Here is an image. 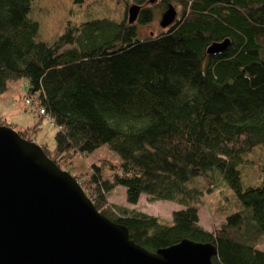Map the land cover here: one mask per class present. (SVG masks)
Returning a JSON list of instances; mask_svg holds the SVG:
<instances>
[{"label": "trees", "instance_id": "trees-1", "mask_svg": "<svg viewBox=\"0 0 264 264\" xmlns=\"http://www.w3.org/2000/svg\"><path fill=\"white\" fill-rule=\"evenodd\" d=\"M117 1L110 0L113 13L68 20L48 45L37 40L39 24L29 18L34 0H0V95L11 82L25 81L27 105L44 114L17 133L37 144L33 137L47 117L56 127L53 148L37 145L67 171L78 155L102 146L116 152L118 160L91 164L85 177L71 175L96 210L147 251L188 239L216 248L212 264H264L257 248L264 235V161L254 157L264 150V0H162L160 11L171 5L179 14L144 38L126 22L129 0ZM151 14L142 10L137 22ZM225 39L223 52L206 54ZM0 124L15 129L1 116ZM249 165L258 175L243 186ZM196 178L206 192L221 181L235 198V210L211 231L199 224L203 192L187 185ZM117 186L128 204L145 194L182 208L167 222L111 206L107 198Z\"/></svg>", "mask_w": 264, "mask_h": 264}, {"label": "water", "instance_id": "water-1", "mask_svg": "<svg viewBox=\"0 0 264 264\" xmlns=\"http://www.w3.org/2000/svg\"><path fill=\"white\" fill-rule=\"evenodd\" d=\"M140 6L127 8L133 24ZM176 19L168 5L159 26ZM228 39L206 54L223 52ZM216 248L183 239L147 251L128 229L100 214L79 183L33 141L0 124V264H212Z\"/></svg>", "mask_w": 264, "mask_h": 264}, {"label": "rangeland", "instance_id": "rangeland-1", "mask_svg": "<svg viewBox=\"0 0 264 264\" xmlns=\"http://www.w3.org/2000/svg\"><path fill=\"white\" fill-rule=\"evenodd\" d=\"M104 1L107 3L106 5L101 3L98 7H95L94 4L89 5L86 0H34L31 5L29 18L37 21L39 24L37 40L49 45L63 33L68 20L78 22L79 20L87 18L88 14H100L103 9L108 13H113V6L110 0ZM130 1L131 0L128 2L127 8L135 4ZM160 1L162 0H158V2H151L148 0L141 4L137 3V5H140L141 10H152V18L150 21L146 22V24H139L134 21L138 37H148L150 33L151 36H156L165 30L159 26V21L163 12V10L160 11L158 9ZM120 12L121 11L114 13L113 16L119 18ZM22 85H24V88ZM25 95V81L11 82L7 90L0 95V116L3 117L7 123L15 126L14 130L16 132L26 126L37 123L39 121V116L44 115L42 112H37L38 110L34 104L27 105L28 102L25 101ZM55 133L56 127L44 116L39 126V132L35 134L33 138L37 144L44 143L49 149H52ZM254 157H262L264 161V150L256 151ZM102 159L116 161L118 160V155L116 152L102 146L89 154L74 157L73 164L70 165L69 171H64L68 172L70 175H76L77 179H80L85 177V174H89L91 164L97 163ZM254 169L256 168L251 165L243 169V186H251V184H254V174L256 173L255 171V173L252 172ZM187 185L196 187L199 191L201 190L203 192L196 207L199 224L204 230L211 231L218 228L224 221L225 216L235 210L236 203L234 195L230 188L222 184L221 181L215 183V185L212 186L213 188L208 190L210 192H206V183L201 178H196L194 181L187 183ZM107 202L111 206L124 207L128 210L138 211L167 222L171 221V215L174 211L182 208L181 205L174 201H150L149 197L145 194L140 195L136 204H128L125 199V188L123 186H117L107 198ZM259 241V246L257 248L264 251V235Z\"/></svg>", "mask_w": 264, "mask_h": 264}, {"label": "flooded vegetation", "instance_id": "flooded-vegetation-1", "mask_svg": "<svg viewBox=\"0 0 264 264\" xmlns=\"http://www.w3.org/2000/svg\"><path fill=\"white\" fill-rule=\"evenodd\" d=\"M139 6H140V5H139ZM143 10H144V9H143ZM146 10H148V9H146ZM149 10H151V9H149ZM141 12H142V10H141V7H140V10H139V12H138L137 18H136V20H135L136 23H138V22H137V19H138L139 15L141 14ZM151 12H152V10H151ZM178 14H179V12L176 11V16H177ZM151 15H152V14H151ZM151 18H152V17H151ZM149 21H150V20H149ZM147 22H148V21H147ZM144 24H146V22H145ZM133 25L136 26V24H134V23H133ZM149 35L151 36V33H150Z\"/></svg>", "mask_w": 264, "mask_h": 264}, {"label": "bare ground", "instance_id": "bare-ground-1", "mask_svg": "<svg viewBox=\"0 0 264 264\" xmlns=\"http://www.w3.org/2000/svg\"><path fill=\"white\" fill-rule=\"evenodd\" d=\"M150 1H151V2H154V0H150ZM136 5H137V4H136ZM166 8H167V7H166ZM164 10H165V9H164ZM164 10H163V11H164ZM175 10H176V9H175Z\"/></svg>", "mask_w": 264, "mask_h": 264}, {"label": "built area", "instance_id": "built-area-1", "mask_svg": "<svg viewBox=\"0 0 264 264\" xmlns=\"http://www.w3.org/2000/svg\"><path fill=\"white\" fill-rule=\"evenodd\" d=\"M40 112H43V111H40Z\"/></svg>", "mask_w": 264, "mask_h": 264}]
</instances>
